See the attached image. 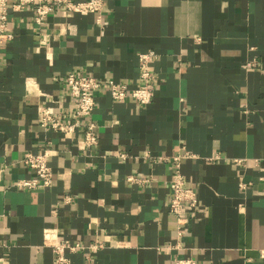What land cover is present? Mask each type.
I'll return each mask as SVG.
<instances>
[{
	"label": "crops",
	"instance_id": "crops-1",
	"mask_svg": "<svg viewBox=\"0 0 264 264\" xmlns=\"http://www.w3.org/2000/svg\"><path fill=\"white\" fill-rule=\"evenodd\" d=\"M15 0H11L12 3ZM94 13L10 8L0 37V264H264V0H105ZM153 50L149 103L95 91L96 142L43 129L38 106L73 120L64 78L76 71L142 83L138 53ZM45 151L52 184L16 188L27 152ZM180 160L198 203L184 234L168 209ZM217 156V158H216ZM243 183L244 186H240ZM102 246L96 248L95 245Z\"/></svg>",
	"mask_w": 264,
	"mask_h": 264
},
{
	"label": "built area",
	"instance_id": "built-area-1",
	"mask_svg": "<svg viewBox=\"0 0 264 264\" xmlns=\"http://www.w3.org/2000/svg\"><path fill=\"white\" fill-rule=\"evenodd\" d=\"M0 0V37H11V33H7V19L10 8L19 10L23 6L32 5L34 9V22L42 25L50 12L56 7H61L66 11L79 13H94L95 23L102 26L101 12L103 10L105 0ZM156 56L155 51L148 50L138 53L139 77L142 83L129 87L127 83L117 82L113 79L97 77L86 73L71 71L64 78L67 89L72 97L75 98L73 111V120L67 122L59 113H57L51 105L38 106V120L40 126L45 130H53L60 132L72 133L79 128L83 135V144L88 146L96 142L94 132L95 123L91 119L94 108L96 107L95 91L99 89H107L115 100L132 98L138 103H149L154 95L153 73L149 65ZM185 152L182 155L173 157V166L175 178L171 183L170 194L168 198V209L176 224V234L178 236L184 234L187 225L193 218V209L198 203L197 192L195 188L186 185L183 173L180 170V160L183 156H188ZM217 158V156H216ZM45 151L27 152L22 159L24 166L32 170L31 175L16 179L12 186L25 189H43L52 184V171L48 164ZM244 186L243 183H239ZM43 243L52 247L55 253V264H64L68 262L65 250L85 251L92 245H83L80 242H68L59 240L55 228H46L43 233ZM5 243L0 242V247ZM102 244L95 245L96 248ZM174 264H199L193 257H177Z\"/></svg>",
	"mask_w": 264,
	"mask_h": 264
}]
</instances>
